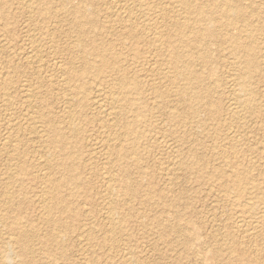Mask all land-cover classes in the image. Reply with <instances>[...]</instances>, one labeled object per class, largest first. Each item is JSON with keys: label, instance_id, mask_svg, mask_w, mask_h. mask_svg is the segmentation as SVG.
Listing matches in <instances>:
<instances>
[{"label": "bare ground", "instance_id": "obj_1", "mask_svg": "<svg viewBox=\"0 0 264 264\" xmlns=\"http://www.w3.org/2000/svg\"><path fill=\"white\" fill-rule=\"evenodd\" d=\"M263 16L264 0H0V39L17 40V26L23 36L0 61V161L7 173L0 172V234H7L0 237V264L35 262L29 246L34 240L70 260L72 242L65 245L61 239L66 233L68 238L74 233L73 240L86 242L91 250L94 241L98 250L114 249L134 212L125 198L138 192L129 183L130 160L133 165L150 161L144 157L147 150L169 147L170 141L173 147L184 145L187 133L180 129L186 118L198 127L227 121L220 141L228 147L211 152L223 166L213 164L206 171L222 188L226 220L209 234L206 258L221 264H264V242L258 243L264 236V177L253 174L261 166L247 159L251 148L237 135L245 121L263 112L258 103L264 84V29L258 27ZM71 33L72 42L58 43ZM107 36L115 39L107 41ZM55 43L67 55L64 62L52 59L56 78L41 73V54ZM116 45L131 55L127 65L121 53L112 52ZM220 60L231 73L218 71ZM157 78L164 83H156ZM223 80L229 89L226 106ZM169 92L176 102L168 103ZM46 98L62 106L58 114L38 105ZM200 113L209 121L196 119ZM156 116L170 130L164 122L152 121ZM33 137L39 139L35 150L30 149ZM187 145L194 161L177 160L172 166H185L195 179L204 177L198 171L205 168V153L194 143ZM138 167L141 179L144 169ZM36 186L32 200L38 222L48 230L45 236L36 234L30 218L22 216L28 208L24 200ZM93 188L100 196L98 223L79 208L82 199L91 201ZM156 195L148 190L145 198H160L161 192ZM175 201L169 206L185 207ZM154 219L162 238L182 235L185 249L201 257L204 246L201 251L195 247L202 233L192 221L181 224L179 216L171 220L164 213ZM80 259L85 261L84 255Z\"/></svg>", "mask_w": 264, "mask_h": 264}, {"label": "rangeland", "instance_id": "obj_2", "mask_svg": "<svg viewBox=\"0 0 264 264\" xmlns=\"http://www.w3.org/2000/svg\"><path fill=\"white\" fill-rule=\"evenodd\" d=\"M121 2L123 4L124 0H120V3ZM102 8L103 6L100 5V9ZM13 10L16 11L15 5ZM100 15H101V19L103 20L101 13ZM150 18L155 19L153 14L150 15ZM258 27L260 30L264 29V16L261 18V20H259ZM64 29L68 30V27L64 26ZM16 32L17 35H19V37L15 41H11L8 38V36H7L8 39L5 37L7 39V42L0 39V47H1L0 61L6 59L8 52L7 49L9 45L17 47L21 44L20 41L23 38V36L20 37L21 34L18 26ZM36 37L41 42H47V39L40 40L41 35L39 34H37ZM98 37L100 38L101 36ZM73 38H75V33H71L68 38L64 36H60V41H58V43L68 44L69 42H72L74 40ZM107 38H108L107 41H109L115 39V36H107ZM102 40L105 41V39ZM50 43L51 42H49L48 44L51 45ZM57 48H58L57 44L55 43L53 44V47H51V50L49 52L47 51L41 54V58L43 60L44 65H42L43 68L41 67L40 68L43 71V72L41 71V73L44 76L51 74L54 76V78H56L59 75L57 71L55 72V67H54L55 65L53 66L52 59L56 58L57 60L59 59L58 61H62V62L66 60V56H67L66 53L57 51ZM214 48L215 46L212 47V49ZM112 52L121 53L123 57H125L124 64L127 65V63L130 62L131 55H127V53L129 52L126 49L119 48V46L116 45L113 47ZM14 58L17 59V56L11 54V59ZM220 59H221V54H220ZM228 62L229 61H226V64ZM220 63L221 65L218 67L219 72H222L223 74H225V72L227 74L231 73V70L224 67L223 64L225 63H223L221 60ZM197 69L201 70L203 68L198 66ZM143 78H146L145 74L142 75V79ZM154 81L159 84L164 83V80L160 78H157ZM224 81L225 80L221 82L222 85L220 84L221 86L220 92H222L224 106H226L225 98L228 95L229 89H227L228 87H226ZM91 86L93 87V83L91 84ZM60 91L61 90H56L55 94L62 95L63 92ZM147 93H149V91ZM54 99L55 98L53 99L46 98L45 100L41 99L40 100L41 103H39L38 105L41 107L43 104L44 106H46V111L48 110L54 115L58 114L62 106L59 103L57 104ZM176 101H177V97L175 93L169 92L168 103H172ZM258 103L263 109L262 115L259 116L258 118L257 117L251 118L245 121L243 127L240 128L237 133L239 137L237 138L243 144L248 145L251 148L250 151H248L249 153L247 152L248 155L247 159L254 161L255 163H258L261 166L259 168L257 167L258 170H256L257 169L256 168L253 171V174L256 177L258 174L264 177V84L263 83H261L259 86ZM49 104H50V108H49ZM184 111H187V109H184ZM196 119L200 121H204L207 119V116L205 113H200L196 117ZM163 120L164 119L159 118L157 116L152 117V121H155L156 123L157 121L160 122L162 121L165 124L166 121ZM190 121L191 119L186 118V120H184V125L180 129V134L184 132L187 133V142H185L184 145L173 147L174 144L172 143V141H170L169 147L156 146L153 149H150V151L147 150L148 152L147 154H144V157L149 156L150 161L143 162L139 165H133L132 160H130L131 161L130 165L132 167L129 173L131 177L129 178H131L133 182H129V181L128 182L130 183L131 186L134 185L137 186L138 192L136 196L133 197L126 196L127 198H125V196H123L126 200H130L133 203L134 212H131L130 214L128 213L129 214L128 217L130 221L129 226L128 228H126L124 235L121 234L117 235L116 237L117 244L114 249H112L111 251H108V249L103 251L98 250V245L94 241L92 242L94 246L92 247L91 250L86 242H83L80 245L79 240L77 241L76 238L73 240V238L75 237L74 233L72 235V238L70 237L71 235H69L68 238V235L66 233V234H61V239L63 240V243L65 245H67L69 239L72 242V245L68 249V255L70 257V260L69 258L65 260L64 257L60 256L59 251L57 252V250L55 249L53 250L50 249L47 244H42L34 240L31 244H29V246H32L34 248L35 262L28 264H47V263L72 264L74 261L76 263L83 262L86 264H221L220 261H214L209 259L210 255H208V257L206 258L207 249L211 245L208 237L209 234L213 231H216L217 228L220 225H222V223H224L226 220V216L223 215V212L225 211L223 195L222 193H220L222 191V188L220 189L217 180L212 179L210 175L209 177L208 176L206 177V171L211 170L213 164L223 166L221 160L219 159L215 160V157L212 155L211 152H213L215 148L226 149V147H228L226 143L220 141L221 138L220 135L223 136V134L225 133V128H226L225 126L227 125V121L224 118V120L219 126L215 125L213 122L210 121L206 124L200 125L199 127L191 123ZM165 127H169V125L165 124ZM89 130L90 127L87 126L82 136L84 147L85 146L87 147V144L89 142L87 137L88 134L90 133ZM1 131L3 134L4 130L2 128ZM167 132L168 131H165L164 133ZM188 134L190 135V137L188 136ZM33 139H34V143L30 145V149L35 150V148L37 147V143L39 142V139L43 141V136L39 139H35L33 137ZM187 143H192V144L194 143L195 145L198 146L197 147L198 152L205 153L203 154L204 156L203 166L205 168L203 170L201 168V171L200 170L198 171V174L204 173V177H202L203 175L202 176L199 175L200 178L195 179L192 175L189 174V169H187L185 166L184 167L182 166L178 167L176 165L172 166V163L173 162L175 163L177 160L181 162L186 161L189 162V164H191L194 161V159L190 155L191 153L189 154V146L187 145ZM166 149L168 151H166ZM6 153L7 152H5L3 156H5ZM170 164L171 166L169 167ZM138 166H143L144 169V176L141 179L137 178V171L139 169ZM195 166H196L195 168L196 170L197 165ZM4 168L5 167L3 165V162L0 161V172H4V174L7 175ZM93 181L94 183H96V185L100 184V182L96 178H94ZM38 190L39 189H37L36 186V189L31 191L28 194L27 198L24 200L28 208L24 213H22V216L30 218L31 225H33V229L36 232V234H39L40 236H45L48 230H46V228L43 227V225L40 222H38L37 220L39 217L38 212L35 209V203L32 200L34 194H37ZM148 190H152V193L154 191V193H157V195H159V191H160L161 192L160 198L156 197L155 199L148 201L145 198ZM95 193H96V188H93V190L91 191L92 198L90 197L91 201L82 199L81 201L83 205H80L79 208L82 210V212L90 213L98 223L100 222V219L98 215L99 208L97 202L100 196L99 195L95 196ZM172 200H176L175 201L176 205H181L182 207L183 205H185V207L173 208L172 206H169L168 202ZM161 202L162 203L166 202L167 204L166 205L164 204L163 207ZM162 213L166 214L167 217H170L171 220L175 216H179L181 224H186L188 221L193 222L194 228H197L202 233L200 242L195 247L196 250L201 251L204 246V249L201 251V257H199L197 253H189V251L185 249L184 245L182 244V240H183L182 235L172 234V237H170L169 239H164L161 237L160 228L155 225L154 221H156V219L154 218H156L157 216H161ZM80 223H83V220H81ZM30 226H28V228ZM4 234L7 235L6 233H4V231H2L0 237L1 236L3 237ZM262 241L264 242V236L261 237V240L258 241V243L262 245L261 243ZM14 250H17V246H15ZM83 255L85 257V261L84 260L80 261L81 260L80 258L83 259ZM199 258H201L202 260L201 263H199ZM261 260L264 262L263 255L261 257Z\"/></svg>", "mask_w": 264, "mask_h": 264}]
</instances>
